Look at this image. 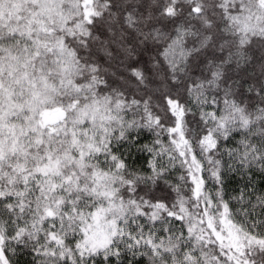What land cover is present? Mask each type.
Listing matches in <instances>:
<instances>
[{
	"label": "snow or ice",
	"instance_id": "obj_1",
	"mask_svg": "<svg viewBox=\"0 0 264 264\" xmlns=\"http://www.w3.org/2000/svg\"><path fill=\"white\" fill-rule=\"evenodd\" d=\"M15 3L0 52L57 76L70 52L79 75L61 82L63 130L22 132L0 159V264H264V36L230 19L243 0L203 22L195 3L186 22L179 0H107L79 29L83 13L60 27L46 0Z\"/></svg>",
	"mask_w": 264,
	"mask_h": 264
},
{
	"label": "rangeland",
	"instance_id": "obj_2",
	"mask_svg": "<svg viewBox=\"0 0 264 264\" xmlns=\"http://www.w3.org/2000/svg\"><path fill=\"white\" fill-rule=\"evenodd\" d=\"M233 2V0H230ZM61 4H65L68 7L62 9ZM28 4H21L20 0H16L15 5L5 4L3 11L7 14L10 10L12 16L15 18V12H21L29 8ZM44 14L54 17L57 20V24L63 27V22L66 20H72L79 17L82 13L83 20H80L77 29L83 27L84 21L88 19L89 15H95L99 12L94 0H46V3L41 5ZM75 9V11H73ZM63 11V16L60 12ZM238 22L241 24V30L246 33L259 32L262 33L264 29V0H254L253 6L243 0V8L238 14ZM15 25H9V28H14ZM20 31H26L24 27H21ZM60 47L63 48V41L60 42ZM12 53H8L10 56ZM69 58L73 57V54L69 52ZM0 53V130L7 129L6 122L11 117L21 113V110H27L30 116H35L39 112V117L46 114V112L56 109L53 105L55 102V93L58 91V83L50 81L48 79L41 80L42 75L37 72L40 80H36L33 73V68L29 64V60L26 56L19 55L17 57L12 56L5 58ZM37 69V67H36ZM66 73L63 77H58L59 81L68 82ZM46 81V83H45ZM32 82L35 83V89L32 87ZM60 83V82H59ZM33 92H39L43 98L44 103L37 105L33 98ZM22 96V99L20 98ZM47 105L45 107L44 105ZM15 134H12L14 137ZM11 138L0 141V157L3 156L5 150L11 145Z\"/></svg>",
	"mask_w": 264,
	"mask_h": 264
},
{
	"label": "trees",
	"instance_id": "obj_3",
	"mask_svg": "<svg viewBox=\"0 0 264 264\" xmlns=\"http://www.w3.org/2000/svg\"><path fill=\"white\" fill-rule=\"evenodd\" d=\"M248 1L251 6H253V2L254 0H246ZM183 11H178L176 12V15L179 16L180 18L184 19L186 22L188 19H190V17L188 16V7L189 5H191L192 3L196 4L197 8L203 7L205 9V13L206 15H202L200 17L201 22L205 21V20H211V19H215V16L211 15L212 12V5L216 3V0H179ZM241 0H235V4H240ZM94 3L97 5V9L99 10V13H104L107 11L108 9V4H107V0H104V3H101V0H94ZM151 3V7L153 9V12L155 13L156 10H158L157 6L159 7H172V5H169L167 3V0H150ZM226 3H232L230 2V0H226ZM243 8V6H242ZM119 11V10H118ZM219 10L217 9V12ZM225 11H227V9H225ZM240 13V12H239ZM122 15V13H121ZM146 17H141L140 18V23H145L146 22ZM230 19H237L238 20V16L235 17H230ZM156 22V17L155 15H153L151 23H155ZM151 23H149V26H151ZM193 23H195V21H193ZM7 34V33H6ZM252 35L260 37V36H264V29L262 33L259 32H254L252 33ZM148 47L149 49L154 48L155 46L151 43V41H149L148 43ZM2 56H6L5 58H9L12 56H19L21 54H19L17 51L15 50H11V49H4L2 52H0ZM8 53H12L10 56H7ZM153 52H145L144 55L146 57H150L151 55H153ZM252 55L255 57L256 60H260V58L264 57V47H260L259 45L255 46L252 52ZM74 57L69 58L68 62L64 65L63 69L60 70L59 76H57V71L55 69H45L43 66L37 64L36 67L37 69H35V71H33L36 80H40L39 75L37 74L40 73V75H42L44 77V79H48L50 81H55V83H58V85H60L58 87V91L55 93V103L53 106L56 108L53 111H49L46 112V114H44L43 116L39 117V120H36L35 123H31V122H26L24 125H21V123L17 120H14V117H11L10 119H8V121L6 122L7 125V129L5 130H0V137H2V139H0V141H4L7 139H12L11 140V145H9V147L6 148L4 154L2 157H0V159H4L10 152L15 151L19 148V145L16 143V140L20 137L21 133H25L27 134L29 131H35L36 127L38 126L40 129L43 128H48L49 131H57L60 130L62 131V127H60L62 125V122L65 119V115H66V111L64 108V105H62L60 103L59 98L62 95V83L64 81L67 80H62L59 81L58 77L62 76L63 74H67L66 78L68 79V82L63 83L64 86H67L68 83L71 82V80H74L76 78L77 75H79V72L76 68L75 65H73L71 63V60ZM118 71V69H117ZM46 72H51V78L46 77L45 73ZM70 74V77H69ZM60 82V83H59ZM106 107V104L104 105ZM71 107L75 108L76 105L73 104L71 105ZM93 107H95L93 105ZM29 112V111H28ZM87 115V110H82L79 113V122L83 123V117ZM95 115V113H94ZM31 117V116H30ZM30 117H29V121H30ZM12 134H15L14 137H12Z\"/></svg>",
	"mask_w": 264,
	"mask_h": 264
}]
</instances>
